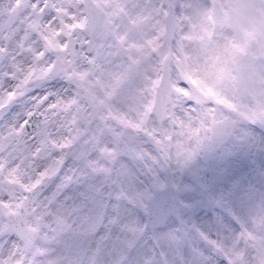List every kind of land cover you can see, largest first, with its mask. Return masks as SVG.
<instances>
[{
  "label": "snow or ice",
  "instance_id": "1",
  "mask_svg": "<svg viewBox=\"0 0 264 264\" xmlns=\"http://www.w3.org/2000/svg\"><path fill=\"white\" fill-rule=\"evenodd\" d=\"M0 264H264V0H0Z\"/></svg>",
  "mask_w": 264,
  "mask_h": 264
}]
</instances>
